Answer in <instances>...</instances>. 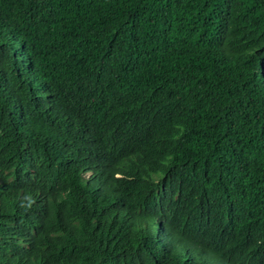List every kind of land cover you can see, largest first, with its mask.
Wrapping results in <instances>:
<instances>
[{"label":"trees","instance_id":"16d2710c","mask_svg":"<svg viewBox=\"0 0 264 264\" xmlns=\"http://www.w3.org/2000/svg\"><path fill=\"white\" fill-rule=\"evenodd\" d=\"M0 264H264V0H0Z\"/></svg>","mask_w":264,"mask_h":264}]
</instances>
